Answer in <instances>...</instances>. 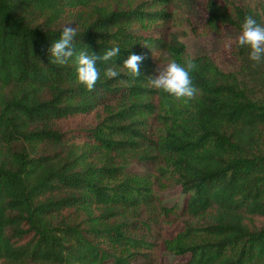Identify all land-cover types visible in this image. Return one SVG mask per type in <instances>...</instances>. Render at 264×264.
Listing matches in <instances>:
<instances>
[{
	"label": "trees",
	"instance_id": "1",
	"mask_svg": "<svg viewBox=\"0 0 264 264\" xmlns=\"http://www.w3.org/2000/svg\"><path fill=\"white\" fill-rule=\"evenodd\" d=\"M170 5L0 0V264H264V62L234 43L233 69L190 55L168 29ZM206 8L194 33L240 32L245 16L264 25V0ZM68 23L77 53L121 49L98 62L94 91L76 83L74 57L49 62ZM130 54L144 56L139 77L104 79ZM185 58L198 65L195 99L148 85L163 60ZM175 188L182 208L159 196ZM162 221L182 227L168 237ZM159 247L173 259L156 260Z\"/></svg>",
	"mask_w": 264,
	"mask_h": 264
},
{
	"label": "clouds",
	"instance_id": "2",
	"mask_svg": "<svg viewBox=\"0 0 264 264\" xmlns=\"http://www.w3.org/2000/svg\"><path fill=\"white\" fill-rule=\"evenodd\" d=\"M77 35L76 27L65 24L62 27L59 38L53 42L48 49L49 62L55 65L63 66L72 61L76 65V83L82 84L88 91H94L97 82L101 79V69L97 66L98 62L107 63L120 53V47H112L102 55L95 52L89 53L87 50H81L78 53L73 51L74 37ZM235 44L237 49L247 48L248 58L260 64L264 62V25L257 22L252 16H245L240 26L239 34L230 42ZM144 46L148 47L144 44ZM144 56L140 54H130L122 65L107 66L103 70L104 79H114L121 73L129 74L133 77L140 76V63ZM198 65L194 63L193 58H185L183 64L175 59L167 63L158 65L156 75L149 76L148 85L155 90L162 91L172 96L176 100H182L187 103L195 99L200 90L193 85L191 73L197 70Z\"/></svg>",
	"mask_w": 264,
	"mask_h": 264
},
{
	"label": "rangeland",
	"instance_id": "3",
	"mask_svg": "<svg viewBox=\"0 0 264 264\" xmlns=\"http://www.w3.org/2000/svg\"><path fill=\"white\" fill-rule=\"evenodd\" d=\"M170 2L169 10L173 14V19L168 29L186 44L187 52L190 55L211 54L226 68H235L237 62L231 55V47L228 45L239 34V31L227 26L222 34L194 33L192 28L202 25L207 19V0H170ZM167 62L163 60L159 65L162 66ZM130 170L144 173L153 171V167L146 162H134ZM158 192L162 203L169 207L182 208L185 204L186 196L180 188L158 190ZM161 227L164 234L172 237L182 227V222L175 224L173 221H162ZM154 256L156 260L166 263L173 259L172 254L162 247L155 250Z\"/></svg>",
	"mask_w": 264,
	"mask_h": 264
}]
</instances>
